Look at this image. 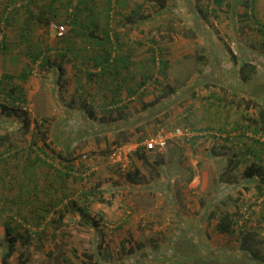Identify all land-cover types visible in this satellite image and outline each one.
Returning <instances> with one entry per match:
<instances>
[{"label": "rangeland", "instance_id": "374dc122", "mask_svg": "<svg viewBox=\"0 0 264 264\" xmlns=\"http://www.w3.org/2000/svg\"><path fill=\"white\" fill-rule=\"evenodd\" d=\"M103 1L99 0L101 6L104 5ZM228 1L217 4L214 0H170L168 11L156 21L140 27L143 32L139 28L123 35L126 49H138L137 54L140 51L150 52L147 73L155 74L150 81L181 85L174 96L164 99V102L153 108L155 115L150 121L141 122L139 125L142 130L135 131L130 138L129 142L136 144L152 137L160 129L167 130L169 138L163 150L144 151L142 147L139 148V151L146 152L148 162L140 158L137 151L128 155L126 165L111 158L116 146L113 144L116 132L121 131L120 127L125 124L104 122V111L96 102L93 103L96 114L90 117V121L94 127H100L99 132L77 138L74 145L76 153L81 156L75 162V174L57 183L63 187L62 191L53 188L51 181L54 173L47 171L48 166L42 164L36 167L38 186L34 189L29 187L31 192L18 199L20 188L16 182L24 178L26 170L22 171L23 161L28 157L27 154L32 159L35 157L36 145L30 144L33 143L31 133L23 135L18 118L0 112V136L10 134L11 141H17L21 149L24 148L21 155L16 157L13 155L14 148H6L0 141V174L8 171L6 180L0 178V264H3L6 222L10 221V216H13L11 224L20 229L22 236L16 240L15 251L8 259V264H20L22 261L23 264H136L137 258L142 261L140 264H173L159 256L172 253L171 241L180 235L199 242L201 247L207 244L216 249L235 250L233 245L236 236L220 233L216 228V220L208 219V213L214 207L211 201L217 193L219 178L216 166L206 156L205 150L214 146L216 150L226 152L228 146H233L234 140L238 141V134L244 132L236 128L239 124L246 127L248 135H257L264 141V132L255 134L251 131L253 128H248V124L250 127L256 125L260 110L264 108V53L258 46L261 43L259 41L264 40V0H254L252 6L238 5L235 10L230 9ZM14 2L0 0V36L7 35L4 49H0V100L10 101V96L3 89L13 84L15 94L22 92L26 98L27 112L33 120L32 128L37 120L43 119L45 128L51 134L62 126L79 127L77 116L58 112L56 105L64 97L63 103L68 104L70 85L53 91L52 70L41 69L40 60L33 62L32 56L26 53L28 40L20 33L27 19L25 11L15 14L13 22L7 23L2 19L5 8L10 12L14 6L20 7V0ZM143 2L146 6L152 5L151 0H130L131 4ZM200 6L207 16L198 12ZM58 10V19L51 20V24L39 20H30L28 23L30 40L50 53L51 59H54L51 49L53 43L57 39L67 42L69 34V27L64 23V9ZM111 22L122 33L128 29L121 27L118 16ZM161 22L166 26L175 24L180 30L183 27L192 28L196 36L185 37L175 33L172 41H161L162 35L158 34L157 28ZM61 24L65 25L66 32L60 37L54 25ZM153 36L161 41V46L152 48L150 39ZM77 42L78 46L97 48L89 46L81 38H77ZM255 42L257 48L254 50L252 46ZM152 49L159 50L154 53ZM230 49L239 57V64L248 58L256 59L258 72L250 83L244 85L238 77L239 65H235ZM34 50L38 49H30ZM242 51L247 54L244 55ZM164 59L170 63L166 73L160 71L161 60ZM5 74L11 75L12 79H7ZM24 74L25 79L21 77ZM66 75L58 76V81L68 78ZM152 82L144 86L146 92L153 91ZM221 82L224 83L220 85ZM61 91L67 93L62 96ZM203 93L205 100H202ZM206 93H213L216 100L207 101L209 94ZM150 94L147 93L145 97H153ZM73 96L80 98L75 94ZM91 96L92 93L85 95L90 102ZM97 96L99 94L93 97ZM84 108L87 116L90 115L88 107ZM191 108L193 111H190ZM210 108L214 109V120H210L212 115L206 119L212 111L208 110ZM131 109L134 113L138 107L133 106ZM147 113L149 111L144 114ZM185 123L188 126L183 129ZM221 127L225 131L218 129ZM177 128H181L180 133L176 131ZM80 129L88 132L84 127ZM142 135L146 138L140 140ZM248 135L243 138L247 139ZM105 137L112 143L110 153L103 152L108 145ZM47 151L48 155L43 157L53 167H57L55 152L50 148ZM229 155L226 156L229 158ZM136 167L141 171L130 180L126 173H134ZM228 174L226 172L224 176ZM191 175L193 177L189 180ZM47 192H51V197ZM63 193L67 196L60 201ZM50 198L55 200V205L46 220L39 225L25 220L19 226L20 217L16 210L21 209L23 213L30 210L20 200L49 201ZM263 201L255 188L246 191L241 212H244L243 219L246 220L243 228L247 226L257 230L263 239L261 248L264 252ZM58 211L65 214L62 223L47 225V221L59 217ZM131 245L137 246L138 251L130 253L128 249ZM49 250L54 251L51 256ZM90 254L94 257L90 258Z\"/></svg>", "mask_w": 264, "mask_h": 264}, {"label": "trees", "instance_id": "16d2710c", "mask_svg": "<svg viewBox=\"0 0 264 264\" xmlns=\"http://www.w3.org/2000/svg\"><path fill=\"white\" fill-rule=\"evenodd\" d=\"M151 1L152 5L146 6L145 2L131 4L130 0H104V5L101 6L99 0H20V7H14L15 9L11 14H17L20 11H25L27 19L24 22V28L28 33H31V29H29L28 25L30 20H39L44 24H51V20L58 19V13L60 12L58 9L63 8V11L65 12L64 23H66L69 27L67 42L70 44L69 39L72 37L73 39L76 38L77 42V38L80 37L83 42L89 44V46H97L96 49H100L104 53L101 55H104V69L108 66L109 69H113L114 71L117 62H129L131 58L130 55H121L119 53V50L123 49V47L127 45L123 35L127 34L131 30L139 29L146 24L156 21L160 16L168 11L170 0ZM223 1L225 0H214V3L222 4ZM238 1L240 0H229L227 5L230 6V9H234L235 3ZM241 1H243L245 4H249L250 2V0L249 2L247 0ZM197 10L198 12L200 11L203 16H207L202 6L198 7ZM197 10L195 11L197 12ZM7 12L8 10L5 8V10L2 12V19L9 23L10 19L7 17ZM9 13L10 12H8V14ZM116 16L120 17L121 22L119 24H121L122 28H124V26L128 27L127 30L124 28L126 31L123 33L112 26L111 21L114 20ZM157 28L158 34L162 35L160 40L165 42L172 41L174 39L175 33H180L185 37L196 36L194 29H186V27H183L184 29L180 30V28L176 27L175 24L166 26L163 22H161ZM140 31L143 32V29L140 28ZM262 33L264 35L263 30ZM27 40V44L29 46L28 54L32 56L33 62L40 60L41 69L52 70V74L53 72L60 70V76L64 75L65 69L63 66V61L57 62L56 59H51L50 53H47L44 48L41 47V45L38 43L35 44L30 40L29 37H27ZM150 40L153 45L152 48L158 47L157 45H162L161 41L157 40L155 36L151 37ZM259 42H261L258 44L259 49L261 53H264V40ZM255 43H253L252 46V49L254 50L257 48V43ZM76 45L78 49H86V47L88 49L87 45L86 47H79L78 43H76ZM33 48L38 50L30 51V49ZM152 50L154 53H156L159 49ZM230 51L235 65H239L238 77L240 78L241 82L243 84L250 83V81L258 72V66L255 61L256 59L251 55L254 60L248 58L239 64V57L237 54H235L231 49ZM246 54L247 53L244 55ZM65 55L66 54H63L62 57H65ZM80 56L81 54H76L74 57L79 58ZM154 58L155 56L153 55V59ZM161 63L160 71L166 73L170 63L165 59L161 60ZM54 74L53 76H55ZM154 76V73L151 74L142 72V77L137 85V99L135 100H127V98L125 99L123 96L118 98L117 93L120 88L119 86L117 87V84L115 85V87H117L116 92L113 95V100H111L109 103V105L115 104V109L113 111H109V114H104L102 117L104 118V122H122L125 124V127H123L121 131L116 132L117 136L113 141V144L115 143L116 146H120L129 142L131 136L134 134V132L130 131L129 129V125L132 124L130 123L131 118L134 117L135 119V123H133L135 131L142 130V126L139 124L145 120L150 121L152 116L155 115L154 111L152 112V110H154L153 108L164 102V99L174 96L181 87L179 84L150 81V79H152ZM0 79H2V76H0ZM149 82H152L151 84H153H150L153 88V91L146 92L144 86ZM111 90L113 92L115 91V89ZM86 92V90L82 91L80 97L85 102L84 106L88 107L90 115L87 116L86 112L83 111L79 112L78 115H76L80 120V124L78 125L79 127L72 128L71 126H62L59 127V130L57 132L55 131L53 134H51L49 130L45 128L46 123L44 119L42 121L37 120L34 124V128H32L33 120L29 116L27 110H25L22 106V103L26 102L24 95L17 97L11 95L10 101L8 99L0 100V112L13 115L18 118L20 124L19 128L23 135L31 133L30 135L33 143L30 144L36 145L35 157L32 159L27 154L28 157L23 161L24 166L22 167V171L26 170V173H24V178L21 179L19 177L20 179L16 182L20 188L19 197L17 196L18 199L28 195L31 192V188L34 189L33 187L38 186L39 175L36 172L37 166L42 164L48 166L47 171L51 170L54 173L53 180L51 181V183H53V188L61 191L63 187L61 184L57 185V183L63 181L66 176L75 174V162L81 155L76 153L77 148L74 143L79 137H88L93 134L96 135L100 128L94 127L93 123L90 121V117L95 116L96 110L94 109V104L90 103L88 99H86ZM128 93L129 96H132L133 94L132 91ZM147 93H152L154 97L150 100H147V98H145ZM262 94L264 96V91ZM118 102L120 105L117 106ZM104 106L106 107V105ZM133 106L138 107V109L134 110V113L132 112L133 114L130 116L129 113L131 112L130 110H132L131 108ZM142 111H149V113L143 114L141 113ZM190 111H193V108H191ZM186 126H188V124L185 123L183 129L184 127L187 128ZM82 127L88 130V132L86 131L85 133L82 131V129H80ZM236 128L244 132L238 134V141L234 140L233 146H228L226 152H222V149L216 150L214 146L205 150L206 156L214 162L219 178L217 183V193L214 195L211 201V204L213 203L214 207L210 209V212L208 213V219L216 220V228L220 233L229 236H236L235 243L233 245L235 246V250L231 251L230 249L226 248L216 249L208 246L207 244H203V247H201L199 242L194 241L191 238H187L185 235H180L177 239L171 241L172 253L166 256H159L160 259L162 258L163 260H166V262H171L173 264H264V252L261 248L263 239L259 237V233L255 228H247V226L243 228V224L246 220L243 219L244 212H241V207L243 204L242 201L244 200V192L255 188L257 195L262 196L264 200V141H261L257 135H248L245 131L247 130L246 127L243 128V124H239V126ZM248 128L249 130L250 128H253L251 131L255 134L264 132V108H261L260 110V118L256 119V125H254V127H250L248 124ZM218 129L222 132L225 131L224 127ZM107 132L108 131L105 133ZM246 135H248V138L244 139L243 137ZM144 137L146 138V136L142 135L139 139L142 140ZM227 138L230 137L227 136ZM0 141L2 145L6 146V148H14L13 155L16 157L20 156V152L24 149H21L17 141H11V136L8 133L1 135ZM105 141H107L106 137ZM111 144L112 143L108 142L107 148H105L103 152L110 153ZM48 148H50L52 152H55V156L58 160L57 167H53V164L48 162L43 157V155H48ZM171 152L173 153L175 151ZM230 153H232L231 156L229 155ZM137 155L144 161H149L146 152H141L138 150ZM226 155H229V158ZM140 171V168L136 167L134 173L127 172L126 174L130 180H133L135 178L134 175L139 174ZM226 172L229 173L228 176H224ZM7 173L8 171L2 172V174H0V178L6 180V177H8ZM192 177L193 176L191 175L189 180H191ZM27 182L33 183L28 184ZM236 185L242 186V188H236ZM52 191L54 192V189ZM96 192L98 191L96 190ZM47 193L51 197V192ZM65 196L67 195L63 193L61 195L60 201H62ZM18 199L15 200L18 201ZM54 201L55 200H52L51 198L49 201H31L27 199L20 200V202L29 206L30 210L27 213H23L21 209L16 210V214L20 217V221L18 223L19 226H22V224L26 221L29 223L34 222L37 225L42 223L52 211V208L55 205ZM58 213L59 217H54L47 221V225L55 226V224L58 222L62 223L65 214L62 211H58ZM10 218V221L6 222L7 239L4 244L5 249L2 254L3 264H8V259L15 251L16 240L22 236L20 229L16 225L11 224L13 216H10ZM26 230H29V228ZM128 250L130 253L135 251L137 252L138 247L131 245ZM53 252V250H49L48 254L51 256ZM89 257L93 258L94 255L90 254ZM136 260V264H140L142 262L140 258H137ZM144 262H146V260H144ZM20 264H23V261ZM87 264L94 263L88 262Z\"/></svg>", "mask_w": 264, "mask_h": 264}, {"label": "crops", "instance_id": "0c3cea01", "mask_svg": "<svg viewBox=\"0 0 264 264\" xmlns=\"http://www.w3.org/2000/svg\"><path fill=\"white\" fill-rule=\"evenodd\" d=\"M13 3L14 0H12ZM249 2V0H247ZM243 1H238L237 3H235V7H237L238 5H248V6H252L253 1L250 0L249 4H245ZM12 3V4H13ZM228 3V2H227ZM15 7V6H14ZM14 7H12L10 9V13H9V22H13L12 18L15 14H11L14 11ZM253 8V7H251ZM5 10V9H4ZM3 10V11H4ZM235 10V8L233 9ZM2 11V12H3ZM234 13V12H233ZM22 35H24V37H30V34L26 31V29L23 27L21 28V32ZM2 34V33H1ZM7 36V35H6ZM6 36L2 34V36H0V49H4V45L6 44ZM80 38V37H79ZM72 39V41H71ZM69 39L70 40V44L69 42H59L60 40L57 39L58 41L53 43L51 49L53 50V56L54 59H56L57 62H61L63 61L64 64V77L65 75L68 76V78L64 79L63 81H58L57 77L60 76V70H57V72H53V74L55 75L53 77V81H54V85L52 86V90L57 92L59 91V88L61 87H67V85L71 87V91L69 90L68 93H71V97L68 100V104L63 103V98L62 100L59 99V103L56 104L57 108H58V112H65L67 116H76L78 115L79 112H85L86 109L83 108L84 106V101L83 99H80V95L82 93V91L86 90V93H92V98H91V102L90 103H99V106L102 110H104V114H109V111H113L114 105L115 104H110V101L113 100V95L116 92V88L119 86L120 90H118V98L120 96H123V94L125 93V95L123 97L131 100H135L137 99L136 97V90H137V85L138 82L140 81L141 77H142V72H147L149 70L150 67V52L149 49L147 53L146 51H140L138 54L136 51H138V49H130L131 47H128V49H126V46L123 47V49L119 50V53L121 55H130V60L129 62H117L115 65V69L113 71V69H109V67L107 66V68L104 69L105 63H104V55H102L103 51H101L100 49H78L76 43V38L73 39V37ZM242 41V40H241ZM69 45H68V44ZM72 44V45H71ZM28 45V44H27ZM69 46V47H68ZM71 46V47H70ZM82 47V46H79ZM247 48V46H245ZM70 48V49H68ZM26 53H28V47H26ZM63 54H66L65 57H62ZM76 54L81 56L79 58H75L74 56ZM104 54V53H103ZM149 54V55H147ZM145 56V57H144ZM55 68V67H54ZM112 68V67H110ZM104 69V70H103ZM111 70V71H110ZM9 75V74H8ZM7 74H5V76L7 77V79H12V76ZM26 74L22 75L21 77L23 79L26 78L25 76ZM224 82H221L220 85H222ZM117 84V87H115V85ZM60 85V86H59ZM245 85V84H244ZM4 86H6L4 84ZM15 86L13 84H10V86L8 87H4V91L9 95H14L15 97L17 96H21L23 95L22 92H19L17 95L14 92ZM65 89V88H64ZM111 89H115V91L113 92ZM57 90V91H56ZM73 90V91H72ZM132 91V96H129L128 92ZM27 92V90H26ZM61 95L63 96L64 94H66L67 92L65 91H61ZM138 93V91H137ZM56 96L57 93H55ZM75 94V96L80 97L78 99H76V97H74L73 95ZM96 98L93 97L95 95H98ZM176 94V93H175ZM209 94L207 101H215V97L213 95V93H206ZM153 95V94H150ZM154 97V95H153ZM153 97H149L147 100L152 99ZM146 98V97H145ZM57 99L55 98V101ZM202 100H205L204 97V93L202 95ZM106 105V107L104 105ZM102 105V106H101ZM120 105V103H117V106ZM198 106V105H197ZM208 110H212L207 114V117H210L213 112L214 109H208ZM147 112V111H145ZM144 111H142L141 113H145ZM59 114V113H58ZM133 113L132 111L129 113V115L131 116ZM204 117V115L202 116ZM215 115L211 116L210 120H214ZM134 117L130 119V123H132L130 126V131L135 132V127H134ZM216 120V119H215ZM129 123V124H130ZM133 125V126H132ZM125 127V125H122L120 127V130ZM141 131V130H140Z\"/></svg>", "mask_w": 264, "mask_h": 264}, {"label": "built area", "instance_id": "2783aa9c", "mask_svg": "<svg viewBox=\"0 0 264 264\" xmlns=\"http://www.w3.org/2000/svg\"><path fill=\"white\" fill-rule=\"evenodd\" d=\"M58 30V36H63L66 32L65 25H54ZM22 106L25 110H28L27 103H22ZM178 133L181 132V128H177ZM169 134L167 130L160 129L152 137L145 139L144 141L138 142L136 144L127 142L120 146H115L111 158L117 162H124L128 159V155L134 151L140 150L142 147L144 151H153V150H163L168 142ZM124 157V158H123Z\"/></svg>", "mask_w": 264, "mask_h": 264}]
</instances>
